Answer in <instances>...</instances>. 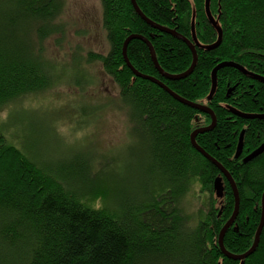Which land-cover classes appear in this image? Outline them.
Listing matches in <instances>:
<instances>
[{
  "label": "trees",
  "instance_id": "1",
  "mask_svg": "<svg viewBox=\"0 0 264 264\" xmlns=\"http://www.w3.org/2000/svg\"><path fill=\"white\" fill-rule=\"evenodd\" d=\"M135 2L148 20L194 45L195 67L178 81L157 72L139 39L129 41L126 56L138 73L213 112L214 128L198 134L195 143L234 182L238 214L223 247L232 255L243 254L253 243L261 216L264 152L247 163L242 159L264 143V119H242L232 112L264 114V84L224 67L217 71L212 98L208 96L211 72L220 63H234L264 78V0H210L213 23L205 0ZM99 4L105 54L66 41L67 25L59 21L61 0H0V264H264V225L254 253L245 260H230L219 249V231L234 209L233 191L223 177V196L213 197V181L221 174L190 144L191 133L210 125V117L135 77L122 56L127 37H143L160 69L178 75L191 65L190 49L145 23L130 0ZM218 30L220 44L208 50ZM93 64H100L112 79L117 96L94 106L82 103L75 110L79 107L82 123L108 108L125 111L127 134L140 143L142 179L134 189L132 183L119 186L123 172L115 155L93 162L83 149L74 148L63 151L67 157L52 160L55 152H63L46 150L39 127L32 149L21 150L8 137L10 115L1 117L4 106L63 83L82 92L89 83L85 67ZM241 131L242 152L234 159ZM195 183L209 195L203 217L182 210Z\"/></svg>",
  "mask_w": 264,
  "mask_h": 264
},
{
  "label": "rangeland",
  "instance_id": "2",
  "mask_svg": "<svg viewBox=\"0 0 264 264\" xmlns=\"http://www.w3.org/2000/svg\"><path fill=\"white\" fill-rule=\"evenodd\" d=\"M61 3L59 21L67 25L66 41L72 47L79 45L84 51L105 54L108 44L101 27L99 0H61ZM49 45L51 50H57L50 40ZM64 52L58 53L62 55ZM85 68V79L89 83L82 92L63 83L4 106L1 110L2 119L10 115L13 123L9 127L8 137L21 150L28 151L38 139L34 129L39 127L44 135L46 150L63 152L66 149L81 148L93 162L104 161L115 155L123 172L119 175V186L127 187L132 183L130 187L134 189V183L142 179V171L138 168L140 143L127 134L125 111L108 108L99 116H90L84 123L77 116L76 110L82 103L94 106L115 99L118 93L112 79L103 72L100 64ZM77 105L79 107L75 110ZM67 155L68 152H55L51 159L65 158ZM103 175L109 177L106 170ZM218 177H221L223 185V176ZM208 201V193L201 189L199 183H195L185 197L182 210L189 215L199 213L203 217Z\"/></svg>",
  "mask_w": 264,
  "mask_h": 264
},
{
  "label": "water",
  "instance_id": "3",
  "mask_svg": "<svg viewBox=\"0 0 264 264\" xmlns=\"http://www.w3.org/2000/svg\"><path fill=\"white\" fill-rule=\"evenodd\" d=\"M130 3L132 5L135 13L145 23H147L148 25H150L154 29H157V30H159L161 32L173 35L174 37H176L177 39H179L183 43H185L187 45V47L190 49V51H191L192 62H191L190 67L185 72H183L181 74H178V75H169V74H166L165 72H163L160 69V67L158 66V64L156 62L154 51H153L151 45L143 37H140V36H137V35H131V36L127 37L126 40L123 43L122 56H123V59H124V62L126 64V66L131 70V72L133 73V75L135 77L143 79V80H148V81H151L152 83H155L160 88H162L165 92H167L171 97H173L175 100H177L179 103H181V104H183V105H185V106H187V107H189V108H191L193 110H196V111H198L200 113L206 114V115H208L210 117V120H211L210 125H208L207 127H202V128L195 129L191 133V135H190V144H191L193 149H195L199 154H201L205 159H207L209 162H211L219 170L220 174L228 181V183H229V185H230V187H231V189L233 191L234 209H233V212H232L230 218L226 221V223L223 225V227L219 231V234H218V246H219V249L221 251V254L224 257H226V258H228L230 260H233V261H243V260H245L246 258H248L250 255H252L254 253V251H255V249H256V247L258 245L259 236H260L262 227L264 225V192L262 193V196H261V216H260L259 224H258V227L256 229V232H255V235H254V240H253V243H252L251 247L245 253L240 254V255H232V254L228 253L223 247V237L226 234L227 230L234 223V221H235V219L237 217V214H238V195H237L236 187H235L234 182L231 179L230 175L227 173V171L219 163H217L213 158H211L206 152H204L200 147H198L197 144L195 143V138H196V136L198 134L209 132V131H211L214 128L216 120H215V117L213 115V112L207 106L200 105V104H197V103H191L189 101H186V100L180 98L179 96H177L176 94L171 92L166 86H164L162 83H160L155 78H152V77H149V76H145V75H142V74L138 73L130 65V63H129L128 59H127V56H126V47H127L128 43H129V41L133 40V39H139V40H141L142 42H144L147 45L149 53H150L151 61H152L153 65H154L155 69L157 70V72L163 78H165L167 80L178 81V80L184 79L187 76H189L192 73V71H193V69L195 67L197 57H196L194 45L189 40H187L186 38H184L181 35L177 34L175 31L167 29V28H164V27H161V26L151 22L150 20H148L141 13L139 8L137 7L135 0H130ZM209 3H210V0H205L204 8H205V13H206V16H207L209 22L213 23V19H212L211 15H210V12H209ZM192 40H193V42H195L194 35H192ZM220 41H221V32H220V30H218L217 41L213 45L207 47V49L211 50V49L216 48L220 44ZM224 67H232L234 69H237L242 74L247 75V76L251 77L252 79L257 80V81H259V82L264 84V78L256 76L254 74H251V73L247 72L241 66H238V65H236L234 63H231V62L220 63L211 72V89H210V93H209V96H208L209 99L212 98V96L214 94V91H215V88H216V74H217V71L219 69L224 68ZM232 113L234 115L242 118V119H247V120L264 119V114H258V115H255V114H243V113H239L237 111H233ZM242 135H243V133L241 132L239 140H238V144H237V147H236L234 159H237L240 156L241 149H242ZM263 152H264V143H262L256 150L251 152L249 155L244 157L243 160H242V163H247V162L251 161L256 156L262 154ZM213 191L215 193V197L216 198H218V199L222 198V196H223V185H222L221 177H217L213 181Z\"/></svg>",
  "mask_w": 264,
  "mask_h": 264
},
{
  "label": "flooded vegetation",
  "instance_id": "4",
  "mask_svg": "<svg viewBox=\"0 0 264 264\" xmlns=\"http://www.w3.org/2000/svg\"><path fill=\"white\" fill-rule=\"evenodd\" d=\"M242 133H243V135H242V147H243V136H244V131H241ZM240 132V133H241ZM240 133H239V136H238V140H239V137H240ZM237 144H238V141H237ZM237 147V146H236ZM236 151V150H235ZM241 152H242V149H241ZM235 155V154H234ZM240 155H241V153H240ZM243 160V159H242Z\"/></svg>",
  "mask_w": 264,
  "mask_h": 264
}]
</instances>
